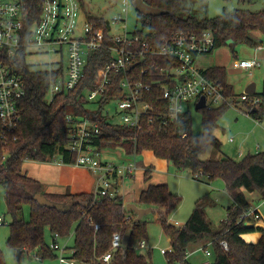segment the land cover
<instances>
[{"label":"trees","instance_id":"16d2710c","mask_svg":"<svg viewBox=\"0 0 264 264\" xmlns=\"http://www.w3.org/2000/svg\"><path fill=\"white\" fill-rule=\"evenodd\" d=\"M27 1L30 6L38 3L35 0ZM143 1L164 12L157 17L137 13V25L152 36L164 37L173 32L197 35L209 32L215 43L210 53L229 43L252 48L264 45V11L252 12L239 8L226 10L215 18H200L190 15L184 0ZM257 1L239 0V4L251 6ZM87 19L98 22L108 30V23L103 19L91 16ZM256 32L262 35L261 39L255 38ZM110 57L105 52L92 57L86 67V79L82 86L53 101H49L47 96L57 72L43 66L36 69L34 65L27 63L24 56L16 60V70L23 76L26 85V96L20 105L22 122L16 132V140L11 141L8 146L6 158L3 159L0 154V183L5 188L7 210L12 219L8 246L17 251L21 249L22 254L25 251L36 252L42 259L58 258L56 251L46 243V231H49L52 243L56 235L64 238L74 233L71 258L81 264H153L150 253L143 255L136 250V244L147 239L148 222L141 220L135 223L134 213L127 211L121 196L100 197L95 193L73 194L70 191L64 194H46L43 185L23 171L26 162L48 163L57 156L61 157L64 164L70 165L75 161V157L66 150L69 142L68 118L74 116L88 117L98 122L103 135L97 140V144L102 149H121L127 156L152 152L156 158L173 163L179 170L189 169L197 181L202 178L210 181L221 178L225 181L233 205L228 208L227 218L218 230H214L207 219L206 209L211 205L208 198L198 200L186 224L178 228L170 224L169 219L181 204V199L171 192L167 184H151L140 193L137 204L159 212L158 221L172 247L170 252L165 253L169 264H190L187 260L190 246L203 241L212 242L215 254L212 264H264V228L241 221L242 216L251 209L244 191L264 195V152L248 155L241 161L228 157L207 160L201 158L210 149L221 152L222 143L216 138L215 130L222 116L230 109L226 104L199 111L202 115L200 135L192 133L191 113L184 114L178 123L166 125H153L149 117H144L140 131L111 123L104 108L110 101L124 97L121 81L126 75H112V83L100 102L92 103L84 98L87 90L94 88L97 70ZM173 65L176 62L167 58L148 57L140 63L135 73L128 72L127 76L135 74L137 80L149 84L164 78L160 68L170 69ZM146 68L148 73L142 74ZM202 73L221 83L228 97H240L228 84L225 68L213 67ZM158 88L155 85L154 93L145 92L144 100L152 105L160 103ZM256 95L264 98V93ZM263 112L264 104L257 111L251 109V116L257 119ZM183 120L186 123H182ZM184 133H187L186 137L182 136ZM145 178L147 181L150 179L149 171L145 173ZM36 195H43L55 203L69 206V210L60 213L56 209L42 207L35 200ZM26 207L30 208L28 218ZM254 232L263 235L258 243H247L242 238L243 235ZM116 233L130 235V244L116 252L111 262L104 263L102 258L111 250ZM222 241L228 243V252L220 247ZM0 264H5L1 248Z\"/></svg>","mask_w":264,"mask_h":264},{"label":"built area","instance_id":"2783aa9c","mask_svg":"<svg viewBox=\"0 0 264 264\" xmlns=\"http://www.w3.org/2000/svg\"><path fill=\"white\" fill-rule=\"evenodd\" d=\"M35 1L37 5L30 6L27 0H0V154L3 159L8 155L10 142L16 140V132L22 122L20 105L26 96V85L23 76L16 70V60L21 56L26 58L27 63L34 55L59 57L55 62L40 64L57 72L47 96L49 101H53L82 86L86 79V67L92 57L100 52L110 54V59L97 70L94 88L87 90L84 98L92 103L100 102L108 92L112 75H126L121 81L124 97L108 103L116 102L118 112L112 117L116 116L117 120L112 119L109 113L107 115L111 123L136 131L142 129L144 117H149L153 125L180 122L188 112L187 107L191 104L196 106L202 97L206 99L205 108L226 104L230 109L244 111L248 116L251 115V109L258 110L264 104V98L256 94L243 93L238 98L228 97L221 83L207 78L197 68V57L209 54L214 49V39L209 32L200 35L173 32L164 37L152 36L142 29L130 33L127 29V14L132 6L131 0L123 1L121 14L107 24L108 30L98 22L82 19L80 0ZM119 26L123 34L116 33ZM65 57L67 67L63 65ZM148 57L167 58L176 62V65L170 69L160 68L164 78L149 84L137 80L135 74L127 76L128 72L135 73L140 63ZM259 67L257 59L237 62V68L248 71L250 76ZM147 73L148 69H143L142 74ZM155 85L159 86L160 103L152 105L144 100L143 95L145 92L154 93ZM68 120L69 142L66 150L75 157L71 165L93 172L97 177V196L117 195V185L136 173V163L129 161L128 164L118 165L104 159V153L109 150L97 144L103 135L98 122L88 117L74 116ZM182 136L186 137L187 133ZM59 163L62 164L63 160ZM261 219L258 210H249L241 221L256 225ZM4 222L0 216V226ZM178 225L176 222L175 226ZM58 239L56 235L50 247L59 252L60 263L79 264L66 255V249L58 244ZM123 239L120 233L113 236L112 248L102 258L104 263L111 262L114 254L125 247ZM220 247L225 252L229 251L226 241L220 242ZM136 248L146 249V241L138 242ZM166 252L169 251L162 250L163 254ZM36 257L39 256L36 254Z\"/></svg>","mask_w":264,"mask_h":264},{"label":"rangeland","instance_id":"374dc122","mask_svg":"<svg viewBox=\"0 0 264 264\" xmlns=\"http://www.w3.org/2000/svg\"><path fill=\"white\" fill-rule=\"evenodd\" d=\"M124 0H83L84 9H82V19H86L89 16L102 17L108 21L121 13V8L123 7ZM185 6L188 8L190 15L203 18L208 16L210 18H215L224 13V11H233L235 9H247L252 12L264 11V0H258L254 5H240L239 0H184ZM127 29L130 33L134 32L136 29L140 30L141 26L137 25V11L133 6L129 7L127 16ZM118 34H123L124 31L121 26L117 27ZM254 36L258 39L262 38L259 32L254 33ZM253 49L249 46H233V50L236 51L234 56L233 50L231 49V44L220 48V50H215L211 54L201 55L196 64L201 69H208L212 66H217L224 63V67L227 70V82L236 88V92L243 94L245 88L253 81L246 72L238 73L236 71L237 62L242 60L252 59ZM221 52L220 57L218 53ZM238 57L237 59L235 57ZM59 59L56 55H34L28 59V63L39 69L40 64H49L55 62ZM63 65L67 67V57L63 60ZM238 69V68H237ZM255 75L260 73L259 70L254 71ZM243 92V93H242ZM258 92L263 93V83H258ZM94 107V105H92ZM187 110L191 112V129L194 135H200L202 133V115L199 111L195 109V105L191 104L187 107ZM104 112L109 116L117 120V117H112L118 112L116 102H111L106 106ZM225 131V132H224ZM218 138L222 142V153L227 157L235 161H241L246 156L254 155L257 151V147L261 146L262 152H264V122L262 125L257 126L251 117H248L237 109H228L219 121V127L216 131ZM234 137L236 139L235 143H229L226 137ZM240 150L243 152L244 156H240ZM112 152L104 153V159L108 161L115 162L118 165L128 164L129 161L135 162L138 170L136 171L134 178H124L121 187V194L126 198V205L133 202V199H137L141 190L145 189L149 184H161L168 183L170 189L174 194L178 195L181 199V204L170 216V223L179 224L177 227H183L188 219L190 218L195 204L200 199L212 200L215 203L214 207L207 208L206 214L209 223L212 225L214 230H218L222 222L227 218V208L232 205V197L227 191L226 183L223 179L219 178L208 185L206 182H200L194 180L192 177V172L187 169L185 171H178L171 164L166 165L163 163L162 167H159L161 162L160 159L153 158L152 162H147L143 154L141 155L127 156L121 149L111 150ZM148 156V155H146ZM202 159L214 158L222 159L221 152L215 149H210L205 155L201 156ZM145 159V160H144ZM61 157L57 156L52 162L47 164L39 162H26L24 164V171H27L30 175H42L47 176L49 173V166H53L55 163L60 162ZM165 162V161H164ZM149 163L147 167L151 170V179L146 182L144 180V172L141 165ZM34 171V172H33ZM35 173V174H34ZM31 175V176H32ZM32 176V177H35ZM46 185L44 188L46 189ZM248 201L252 208L259 206L264 201V196L259 192H248L244 191ZM6 191L3 185L0 183V216L5 220L4 225L0 226V248L4 253L5 264H61L58 258H45L36 257V252L25 251L21 258L18 259L17 250L12 249L8 246L7 241L10 235V223L12 221L10 215L8 214L7 204H6ZM26 217L28 218V207L25 208ZM260 213L264 221V207L260 209ZM158 210L155 209L148 218L147 227V246L149 249H139L136 248L139 254L147 255L151 254V260L153 264H169L165 254L162 250L170 251L171 244L169 238L165 235L161 224L158 221ZM260 222V221H259ZM256 224V226H259ZM46 243L51 246L52 237L49 231H46L45 235ZM59 243L62 248L68 247L72 248L74 246V233L69 237L59 238ZM209 242V241H208ZM212 252L213 249L208 247ZM189 253L192 257L191 264H203L211 262L213 258H207L205 255V249L198 244H194L190 249ZM57 256L59 252L55 253ZM70 250L67 255H70Z\"/></svg>","mask_w":264,"mask_h":264},{"label":"crops","instance_id":"0c3cea01","mask_svg":"<svg viewBox=\"0 0 264 264\" xmlns=\"http://www.w3.org/2000/svg\"><path fill=\"white\" fill-rule=\"evenodd\" d=\"M81 1V6H82V9H84V2H83V0H80ZM123 8V7H122ZM122 8H121V12H122ZM119 14H121V13H118L117 15H119ZM127 16H128V14H127ZM91 17H94V16H91ZM95 18H98V19H103L104 21H106L107 23H110L111 21H108V20H106L105 18H102V17H95ZM256 38V37H255ZM256 39H258V38H256ZM233 46L234 45H232L231 46V49L233 50ZM223 48V47H222ZM218 50V49H217ZM219 50H220V48H219ZM253 56L251 57L252 59H257L259 62H260V67L259 68H257V69H255V70H259V72L260 73H258V74H256L255 75V73H253V76H250L249 75V73H248V71H246V70H244V69H237L236 68V71H238V73H242V72H246L248 75H249V77L253 80L246 88H245V90H244V93L247 91V89L250 87V86H252L253 84H255V86H256V88H255V93L254 94H257V93H259L258 92V83H263V87H264V45H261V46H259V47H256L255 49H253ZM214 52V51H213ZM212 52V53H213ZM209 54H211V53H209ZM233 54H234V50H233ZM220 55H221V52L220 53H218V56L220 57ZM236 54H234V56H235ZM200 57V56H199ZM199 57H197V59L195 60V64H196V62H197V60H198V58ZM236 59L238 58L237 56L235 57ZM252 59H249V60H252ZM238 60V59H237ZM196 66H197V64H196ZM225 65H224V63H221V64H219V65H217V66H212V67H209L208 69H210V68H213V67H220V68H225L226 69V67H224ZM197 68L202 72V71H204V70H207V69H201V68H199L198 66H197ZM254 70V71H255ZM226 72H227V70H226ZM229 84V83H228ZM229 85H231V84H229ZM231 87H233V89H234V92L237 94V95H242V94H240V93H238V92H236V88L233 86V85H231ZM243 93V92H242ZM200 101V100H199ZM198 101V102H199ZM194 105V104H193ZM196 107H197V104H196V106H195V109H196ZM212 108H218V107H212ZM255 111H257V109L255 110ZM239 112H241L242 114H244V115H246V113L244 112V111H240L239 110ZM187 113H191L190 111H188ZM246 116H248V115H246ZM248 117H251L252 119H253V122L257 125V126H260V125H262L263 124V122H264V112L262 113V115H260L257 119L256 118H254V117H252L251 115L250 116H248ZM219 127V126H218ZM218 130V128L215 130V136H216V138L221 142V140L218 138V136H217V134H216V131ZM225 132V131H224ZM226 140H227V142H229V143H235L236 142V139L234 138V137H230V136H227L226 137ZM232 140V141H231ZM222 143V142H221ZM110 152H112L111 150H109ZM122 151V150H121ZM123 152V151H122ZM260 152H262V148H261V146H258L257 147V151H256V153L255 154H257V153H260ZM144 153H151L153 156H150L149 154H143L144 155V157L146 158V161L147 162H152L153 160V158H151V157H155V155L152 153V152H144ZM146 155H148V156H146ZM239 155L240 156H244V154H243V152L240 150V153H239ZM250 155V154H249ZM221 156L222 157H226L227 158V156L224 154V153H222V150H221ZM156 158V157H155ZM228 158H230V157H228ZM157 159V158H156ZM207 159H214V158H207ZM207 159H203V160H207ZM145 160V159H144ZM159 160V159H158ZM161 161H163V162H161V164H160V166L159 167H162V165H165V164H163V163H167L166 165H169V164H171V165H173L174 167H175V165L173 164V163H171V162H168V161H165V160H161ZM165 161V162H164ZM49 163V162H48ZM149 163H145V164H143V163H141V164H143V165H141L142 166V168H143V172H144V180L146 179L145 178V173L147 172V171H149L150 172V179H151V170H148L147 169V167L149 166ZM43 164H47V163H43ZM48 165V164H47ZM24 167V166H23ZM48 169H49V173H48V175L45 177H43L42 175L40 176V175H38L37 177L35 176V175H32V176H35V177H32L27 171H24V169H23V171L29 176V177H31V178H33V179H35V180H37V181H39L42 185H43V188H44V186L46 185L47 187H46V189L44 188V192L46 193V194H64V193H66V192H68V191H70L71 193H73V194H82V193H95L96 192V182H97V177L93 174V172H91V171H89L88 169H85V168H79V167H75V166H73V165H68V164H64V163H59V162H57V163H55L53 166H49L48 167ZM175 169L176 170H178V171H185V170H179L178 168H176L175 167ZM137 170H138V168H137ZM34 172V171H33ZM35 174V173H34ZM135 175V174H134ZM134 175H131L129 178H134ZM192 177H193V174H192ZM149 179V180H150ZM193 179H194V177H193ZM148 180V181H149ZM195 180V179H194ZM146 182H148L147 180H145ZM214 181V180H213ZM213 181H210V180H208V178H202L201 180H200V182H206L208 185H211L212 184V182ZM122 182L123 181H121V182H119V184L117 185V195L118 196H121L123 199H124V204H125V206H127L126 205V198L124 197V195L123 194H121V187H122ZM161 184H167L168 186H169V184L168 183H161ZM149 185H151V184H149ZM148 185V186H149ZM153 185V184H152ZM154 185H158V184H154ZM148 186L145 188V189H147L148 188ZM145 189H143V190H145ZM169 189H170V187H169ZM143 190H141V192L143 191ZM171 190V189H170ZM140 192V193H141ZM171 192H173L172 190H171ZM140 193H139V195H140ZM174 193V192H173ZM139 195H138V198H139ZM264 196V195H263ZM247 197V196H246ZM138 198L137 199H133V202L132 203H130V204H136L138 207H140V208H148V207H142V206H140V205H138L137 204V201H138ZM208 198V197H207ZM248 200V199H247ZM233 201V200H232ZM249 202V201H248ZM211 205L208 207V208H211V207H214L215 206V203L211 200ZM250 203V202H249ZM232 205H233V202H232ZM231 205V206H232ZM251 205V204H250ZM262 207H264V201L259 205V206H257V207H255V208H252L251 207V211H255V210H258V212H259V214L261 215V213H260V209L262 208ZM229 208V207H228ZM228 208H227V210H228ZM126 209H127V207H126ZM30 213V208L28 207V214ZM135 215V214H134ZM148 216L149 215H147V216H145L142 220H144V221H146L147 220V218H148ZM29 217V216H28ZM136 217V216H135ZM261 217H262V215H261ZM27 218V217H26ZM136 219V218H135ZM169 223H170V221H169ZM171 224V223H170ZM173 225V224H172ZM174 226H175V224H174ZM177 227V226H176ZM259 227H261V228H264V221H263V217H262V219H261V221L259 222ZM220 228V227H219ZM262 234L260 233V232H254V233H248V234H245V235H243L242 236V238L247 242V243H254V244H256V243H258L261 239H262ZM59 240V239H58ZM170 240V239H169ZM58 242V244L60 245V243H59V241H57ZM147 243V242H146ZM170 244H171V242H170ZM200 245H202V247L205 249V255H206V257L207 258H213L212 260H211V262H208V263H203V264H212V263H214V261H215V254H214V250L211 252L209 249H208V247H210V248H212L213 249V245H212V242L211 241H203V242H201L200 243ZM193 245H191L190 246V248L192 247ZM65 249H66V255H67V253L69 252V250H70V255H67L68 257H71L72 256V250H71V248H68V247H64ZM189 248V249H190ZM146 249H149V246H147V248ZM171 249H172V247H171ZM171 249H170V251H171ZM169 251V252H170ZM150 253V252H149ZM148 255V254H147ZM59 256V255H58ZM191 256V254L189 253V250H188V255H187V260H188V262H192V257H190ZM21 258V257H20ZM79 264H81V263H79ZM191 264V263H190Z\"/></svg>","mask_w":264,"mask_h":264},{"label":"water","instance_id":"95a60500","mask_svg":"<svg viewBox=\"0 0 264 264\" xmlns=\"http://www.w3.org/2000/svg\"><path fill=\"white\" fill-rule=\"evenodd\" d=\"M132 6L134 9L137 11V13H140L142 15L146 16H152V17H157L163 15V11L153 8L149 5H147L143 0H134L132 2ZM231 46L233 45L232 43H229L228 45ZM134 66L131 67V69ZM255 84L250 86L245 93L247 94H254L255 93ZM206 106V99L205 97H202L200 101L197 103L196 110L200 111L204 109ZM182 123H186V120H183ZM35 200L40 204L42 207H47V208H53L56 209L60 213H65L69 210V206H66L64 204H59L55 203L51 200H49L46 196L43 195H36ZM127 211L128 212H133L136 216L135 223L140 222L145 216L150 215L153 213L154 209L153 208H140L136 204H128L127 206ZM250 225V224H249ZM131 236L130 235H125L123 239V244L125 247H128L130 244ZM22 254V250L19 249L17 251L18 259H20Z\"/></svg>","mask_w":264,"mask_h":264}]
</instances>
